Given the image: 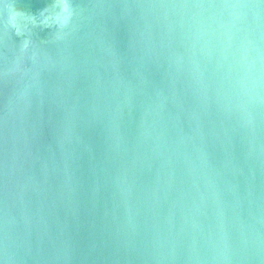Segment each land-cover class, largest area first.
<instances>
[{
  "label": "water",
  "instance_id": "water-1",
  "mask_svg": "<svg viewBox=\"0 0 264 264\" xmlns=\"http://www.w3.org/2000/svg\"><path fill=\"white\" fill-rule=\"evenodd\" d=\"M0 264H264V0H0Z\"/></svg>",
  "mask_w": 264,
  "mask_h": 264
}]
</instances>
